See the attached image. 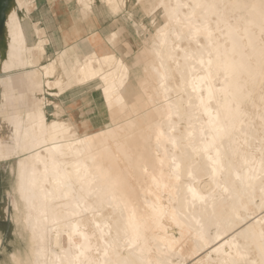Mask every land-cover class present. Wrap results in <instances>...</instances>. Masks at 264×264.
Instances as JSON below:
<instances>
[{"label": "bare ground", "instance_id": "6f19581e", "mask_svg": "<svg viewBox=\"0 0 264 264\" xmlns=\"http://www.w3.org/2000/svg\"><path fill=\"white\" fill-rule=\"evenodd\" d=\"M120 5L51 0L41 63L46 20L4 2L0 264H264V0H155L105 46Z\"/></svg>", "mask_w": 264, "mask_h": 264}, {"label": "rangeland", "instance_id": "374dc122", "mask_svg": "<svg viewBox=\"0 0 264 264\" xmlns=\"http://www.w3.org/2000/svg\"><path fill=\"white\" fill-rule=\"evenodd\" d=\"M5 1L7 0H0V34H2L3 32V26H4L2 14L4 10ZM26 1L28 2L29 8L31 10V13L34 19L38 18V19L46 20L49 36H46V37L42 36V40L44 41L43 43L45 44V47H46L45 49L46 54L43 56V60L41 61V63H46L47 61L52 59L50 58L49 54L53 53V51L56 50L55 41L50 34V27L48 26V24H50L48 22V19L50 18V15H51V14L49 15V7H50L51 0H26ZM119 2L121 3V5L118 10L119 14L117 16L118 17L117 21L113 22V24H108L104 22L102 24V32L103 34L107 35V37L105 36L106 40L103 42V44H105V46L108 44V36L110 35V31L118 30V29H125L132 34L134 33L135 37L137 36V42H143L144 40L149 39L151 35L155 33V29L158 26V24L162 21L161 17H159L160 12L156 14L155 24H153V21L151 23L153 16L151 17L146 16V14L149 12L150 8L154 4L155 0H141L140 3H137L136 0H134V4L133 2L126 3L125 0H119ZM129 12L132 16L134 15L135 18L133 17L130 18ZM96 15L98 17L97 13ZM54 24H55V21H54ZM40 25L44 26L43 21L40 22ZM118 55L122 59V61L127 60L124 54L120 53ZM141 75H142L141 69L139 67H134L131 69V75H130L129 85L127 87L126 98L130 102H133L139 99L140 101L139 103L142 106H144L146 105V102L143 99L144 97L138 94V89H137V80L141 77ZM68 101L72 102L71 99ZM70 107H73L75 112L78 114L79 113L78 110L83 109V108L85 109L87 107V102L86 101L83 102L82 99L76 98L73 100L71 104H69V108ZM47 112H49V109H47ZM48 119L52 120L53 117L48 115ZM15 164L16 162L14 161L6 165V167L4 168H2L0 165V211H1L0 217H1V223L4 225L5 229L7 230V233L9 234L13 230V224L9 219V208L7 207V201H8V195L13 193L14 184H15V176L11 172L10 165L14 166ZM13 239L15 240V237H13Z\"/></svg>", "mask_w": 264, "mask_h": 264}]
</instances>
